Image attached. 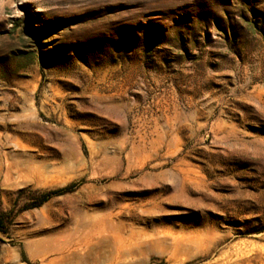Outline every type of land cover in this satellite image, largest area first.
I'll return each instance as SVG.
<instances>
[{
    "label": "rangeland",
    "instance_id": "rangeland-1",
    "mask_svg": "<svg viewBox=\"0 0 264 264\" xmlns=\"http://www.w3.org/2000/svg\"><path fill=\"white\" fill-rule=\"evenodd\" d=\"M0 264H264V0H0Z\"/></svg>",
    "mask_w": 264,
    "mask_h": 264
},
{
    "label": "trees",
    "instance_id": "trees-1",
    "mask_svg": "<svg viewBox=\"0 0 264 264\" xmlns=\"http://www.w3.org/2000/svg\"><path fill=\"white\" fill-rule=\"evenodd\" d=\"M68 190H69V187H64V188L55 189V190H47L42 193V198L40 202L36 204V206L42 205L45 201L49 200L51 197L58 195V194L65 193Z\"/></svg>",
    "mask_w": 264,
    "mask_h": 264
}]
</instances>
